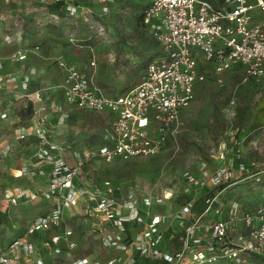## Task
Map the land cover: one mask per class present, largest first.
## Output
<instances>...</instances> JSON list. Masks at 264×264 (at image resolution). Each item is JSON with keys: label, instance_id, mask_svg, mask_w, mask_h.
I'll list each match as a JSON object with an SVG mask.
<instances>
[{"label": "built area", "instance_id": "obj_1", "mask_svg": "<svg viewBox=\"0 0 264 264\" xmlns=\"http://www.w3.org/2000/svg\"><path fill=\"white\" fill-rule=\"evenodd\" d=\"M147 1L143 24L163 50L149 60L138 84L122 94H104L94 86L89 72L60 62L65 71V103L110 115L108 143L100 152L106 162L159 154L177 134L181 110L194 99L197 84L207 78L206 67L212 68L220 82L223 74L235 65L244 68L247 78H264V0H222L221 4L208 0ZM26 57L21 51L13 56L19 60ZM91 65H95V60ZM37 98L42 101L41 93ZM44 109L46 106L41 104L37 110ZM40 119L47 121L45 117ZM26 134L27 128L23 127L16 135L24 138ZM62 149L60 143L47 139L41 148L40 157L51 163L52 170L49 187L40 193L47 197L61 193L62 200L32 223L29 234L61 225L64 210L68 208L73 212L84 211L94 218L90 229L98 232L106 245L129 252L127 257L113 258L110 264H137V255L165 259L169 264H182L186 256L189 264H216L221 259H236L240 263L242 252L264 257V208L241 216L234 210L231 219L208 222L205 216L218 212L214 204L220 192L206 198V206L200 213H194V202H188L176 214L177 218L187 220L180 237L181 248L167 253L160 246L164 238L160 228L164 216L151 210L152 198L140 200L131 192L116 195L121 187L110 179L94 187L78 185L82 163L68 164L62 157ZM231 175L230 169L218 170L216 175L205 176L203 183L215 186L232 178ZM37 194L17 187L10 201L17 203L23 197L34 198ZM81 198H86V206L80 205ZM93 202L94 206H90ZM239 219L247 229L231 242L228 233ZM132 226L138 230L131 236L128 229ZM70 233L71 230L65 232L66 236ZM51 239L59 244L61 235ZM35 249L34 243L17 239L0 256V264H18L21 252L31 255ZM56 251L59 253L60 248ZM70 264L99 262L83 257Z\"/></svg>", "mask_w": 264, "mask_h": 264}, {"label": "rangeland", "instance_id": "obj_2", "mask_svg": "<svg viewBox=\"0 0 264 264\" xmlns=\"http://www.w3.org/2000/svg\"><path fill=\"white\" fill-rule=\"evenodd\" d=\"M147 3V0H75L74 5L80 10L72 15L79 26L75 43L87 44L81 51L95 57L97 72L92 82L97 89H101L102 81L109 86H125L134 70L140 71L136 82L140 81L148 61L163 50L142 22ZM213 3L221 4L222 0ZM29 4L37 5V0H0V57H10L16 49L26 48L13 45L15 40L11 42V39L21 42L25 37L22 14L18 12L12 21V11H20ZM206 74L207 78L197 84L194 99L181 110L177 134L155 156L103 160L100 152L108 143L110 121L88 109L65 107L63 121L68 118V123L64 127L57 124L55 132H50L51 137L60 138L63 147L78 151L75 159L82 163L83 184L91 186L110 179L121 187L119 196L131 192L140 200L152 198L151 210L164 216L161 222L164 233L168 229H184L187 220L177 218L176 214L186 203L194 202L196 210L203 211L204 190L211 186L203 183L205 176L216 175L218 170L230 169L232 182L221 190L214 204L217 216L231 219L234 210L239 216L256 213L264 208V117L260 115V107H264V78H247L240 65L227 70L221 82L211 67H206ZM22 87L21 82L15 90ZM6 90L0 89L2 104L18 98L16 92ZM34 99L38 101L37 96ZM1 179L4 178L0 176ZM183 195H189L190 199L180 202L178 198ZM246 229L239 219L229 231L228 240L233 242ZM137 230L132 226L128 233L132 236ZM98 251L99 248H94L92 253L96 255ZM109 256L115 258V254ZM262 263L260 256L253 255L240 264ZM216 264L239 263L221 260Z\"/></svg>", "mask_w": 264, "mask_h": 264}, {"label": "crops", "instance_id": "obj_3", "mask_svg": "<svg viewBox=\"0 0 264 264\" xmlns=\"http://www.w3.org/2000/svg\"><path fill=\"white\" fill-rule=\"evenodd\" d=\"M57 1H63L62 8L58 10L51 7ZM74 4L75 0H37V5L29 4L18 9L20 11H12V21L15 20V15L21 12L25 37L21 42H17V39H11V42L15 40L13 45L17 43V45H24L26 48L16 49L10 57H0V89L7 88L6 92L18 94V98L9 103L2 104L0 102V176L4 178L0 180V256L17 239H24L36 246L35 252L31 255L24 251L21 252L18 264H70L71 261L83 257H88L90 261H96L99 264H110L112 259L109 255L111 254H115V257L129 255V252H122L115 247L106 245L98 232L93 233L90 227L94 218L88 217L84 211L73 212V210L65 208L61 225L52 226L47 231L28 233L32 223L38 217L47 214L51 207L62 200L61 193L49 197L40 193L42 189L49 187L52 170L51 163L40 157L41 148L46 139L60 143L61 139L52 138L50 133L55 130L57 124L64 127L68 123V118L63 121L60 110L65 112V107L76 108L67 105L64 101L65 71L60 66V62L75 65L79 69L89 72L91 79L97 72L96 63L91 65V61L95 60V57L83 54L80 49L82 46L87 48L88 45L75 43V40H78L76 35L79 37V26L72 15L79 9ZM82 39L86 40V38ZM82 39L80 38V40ZM89 39L91 38L89 37ZM20 51L25 52L27 57L24 60L14 59V54ZM138 72L135 73L134 70L131 77L124 82L125 86L122 84V87L125 88L123 91H120L122 90L121 85L109 86L103 84L104 81L101 82L102 87L98 90L110 95L125 93L141 81L142 78L136 82L141 75V73L137 75ZM13 79L15 80L12 81ZM21 82L23 89L15 90L16 86L20 87ZM38 93H41L42 101L34 99ZM23 96H28L34 101L36 110L41 104H44L46 109L37 110L39 112H36L30 119H21L14 112V103ZM3 114L5 116H2ZM101 114L110 121L109 114ZM42 117H45L47 121H41ZM23 127L27 128V134L24 138H18L16 134ZM70 148V146L63 147L61 154L68 164L75 166L79 164V160L75 159L78 151L74 150L73 152ZM80 178L76 182L78 185L82 187L95 186V184L91 186L83 184ZM17 187L38 194L34 198L23 197L17 203H13L10 201V197ZM212 187L214 186L211 185L207 188ZM204 191L203 201L206 206L205 200L210 194L206 193V189ZM79 203L82 207L88 204L86 198H81ZM90 206H94V202ZM195 207L196 205L193 209L194 213H199L201 209L196 210ZM216 213H208L205 219L208 222L223 219ZM185 227L186 225L184 229ZM184 229L181 230L184 231ZM67 230H71V233L66 236ZM179 231H174V233ZM54 235H61L59 244L52 242L51 238ZM163 235L164 238L160 246L167 253H175L165 238L164 232ZM71 243L75 245L71 246ZM203 247L205 246L203 245ZM58 248H60L59 253L56 251ZM94 248L96 250L99 248V254L92 253ZM253 255L255 254L250 252L240 253V263L245 262L246 257ZM261 259L264 264V257ZM221 260L238 263L236 259ZM182 264H189L188 256L182 260Z\"/></svg>", "mask_w": 264, "mask_h": 264}, {"label": "trees", "instance_id": "obj_4", "mask_svg": "<svg viewBox=\"0 0 264 264\" xmlns=\"http://www.w3.org/2000/svg\"><path fill=\"white\" fill-rule=\"evenodd\" d=\"M208 1L213 3V0H208ZM62 5H63V1H57L53 3L51 7L58 10L62 8ZM143 13H142V22H143ZM14 106H15L14 108L15 114H17L23 120L32 118L36 111L34 101L30 99L28 96H23L20 99L16 100ZM239 112L241 113V107H239ZM260 115L264 117V107H260ZM231 182H232V178L223 180L219 182L218 185H215L214 187L207 189L206 193L210 194V196H214L217 193L221 192V190L226 188ZM189 199L190 197L188 195H183L178 198L180 202H187ZM182 233L183 230H180L179 232H175V233L172 229H168L167 231H165V238L171 244V247L174 252L178 251L181 248L180 237ZM136 263L137 264H168V261H166L165 259H151L148 257H143V256L140 257L139 255H137Z\"/></svg>", "mask_w": 264, "mask_h": 264}]
</instances>
